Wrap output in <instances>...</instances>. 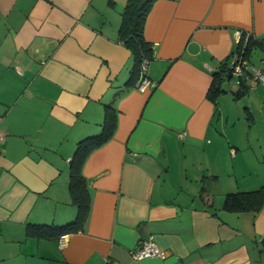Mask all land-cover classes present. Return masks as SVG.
<instances>
[{"label": "crops", "instance_id": "crops-1", "mask_svg": "<svg viewBox=\"0 0 264 264\" xmlns=\"http://www.w3.org/2000/svg\"><path fill=\"white\" fill-rule=\"evenodd\" d=\"M125 3L0 0V264H264V206L222 208L226 192L264 184V170L225 159L264 158V141L255 136L253 149L225 92L208 96L242 33L257 40L250 62L264 67V0H155L144 23L154 84L143 88L129 81ZM247 83L242 116L264 126V81ZM107 110L113 133L80 166L82 229L63 247L27 235L28 225L75 218L70 166ZM150 235L167 257L134 259Z\"/></svg>", "mask_w": 264, "mask_h": 264}, {"label": "trees", "instance_id": "trees-1", "mask_svg": "<svg viewBox=\"0 0 264 264\" xmlns=\"http://www.w3.org/2000/svg\"><path fill=\"white\" fill-rule=\"evenodd\" d=\"M155 0H126L122 10L120 23V38L122 42L130 49L133 59V66L129 81L135 83L141 75V62L144 57L150 61L152 57V46L144 37V23L146 16ZM242 33L236 50L243 51L249 59V54L253 44L257 41L254 36ZM250 60V59H249ZM147 76V71L143 72ZM234 80L229 69V63L224 68L213 72L212 81L208 89V96L211 99L224 92L222 81ZM247 83L240 81V86L234 91V97L245 93ZM115 126L114 114L107 110L102 129L99 133L87 136L78 141L74 154V159L69 170V191L71 201L76 207V216L73 220L63 224H31L26 227L27 235H34L45 238H58L62 233L78 231L82 229L86 221L89 210V192L85 186L84 177L81 174L80 166L85 154L93 147L106 141L113 133ZM264 206V184L257 188L249 190L229 191L225 193L222 208L232 212L259 211ZM264 242V241H262ZM264 244V243H262ZM264 247V245H262Z\"/></svg>", "mask_w": 264, "mask_h": 264}, {"label": "built area", "instance_id": "built-area-1", "mask_svg": "<svg viewBox=\"0 0 264 264\" xmlns=\"http://www.w3.org/2000/svg\"><path fill=\"white\" fill-rule=\"evenodd\" d=\"M245 37L251 35L250 32L245 33ZM148 60L146 57L141 62V75L136 81L135 85L139 88H143L147 85H153L148 76L143 75L144 71H147ZM229 69L231 75L234 77L232 81V88L237 89L240 86V81L258 80L264 81V67L256 66L244 55L243 51H236L229 61ZM248 84V83H247ZM4 139V134L0 131V144ZM58 244L63 247L66 244V233H62L58 236ZM132 257L136 260H141L145 257H159L164 259L167 257L168 252L159 247L150 235L145 239H141L138 244L131 250Z\"/></svg>", "mask_w": 264, "mask_h": 264}, {"label": "rangeland", "instance_id": "rangeland-1", "mask_svg": "<svg viewBox=\"0 0 264 264\" xmlns=\"http://www.w3.org/2000/svg\"><path fill=\"white\" fill-rule=\"evenodd\" d=\"M229 85L230 84L228 81L226 80L222 81L221 87L222 89H224V92L226 93L222 95L224 97L222 103L225 105L226 109L230 110L232 114H235L237 116L240 115V118L237 119V123L239 126L238 128L243 129L242 134H244V131L245 133L249 132L252 141L251 146L254 149V145L257 144V141L255 140V136H257L260 141H264V126L257 123V124H252V126L248 127L249 125L246 122L245 115H243L244 117L242 116V112H243V106L249 99H247L246 97L244 98L241 97L239 99L234 97V95L229 92L230 90ZM254 111L257 112L256 108ZM225 161L229 163L228 164L229 169L232 163L235 165L236 170H239L238 165L245 163L241 170H264V158L259 157L256 159L250 153L241 158L237 156L234 162H232L231 156L227 157Z\"/></svg>", "mask_w": 264, "mask_h": 264}, {"label": "water", "instance_id": "water-1", "mask_svg": "<svg viewBox=\"0 0 264 264\" xmlns=\"http://www.w3.org/2000/svg\"><path fill=\"white\" fill-rule=\"evenodd\" d=\"M229 92H230L231 94H233V95L235 94L234 91H233L232 89H230Z\"/></svg>", "mask_w": 264, "mask_h": 264}]
</instances>
